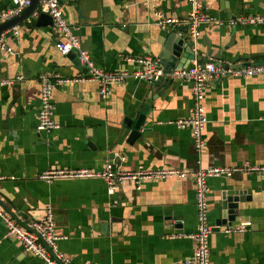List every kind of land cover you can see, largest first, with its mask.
I'll use <instances>...</instances> for the list:
<instances>
[{
    "label": "crops",
    "instance_id": "obj_1",
    "mask_svg": "<svg viewBox=\"0 0 264 264\" xmlns=\"http://www.w3.org/2000/svg\"><path fill=\"white\" fill-rule=\"evenodd\" d=\"M216 20L238 16L264 17V0H203ZM0 0V15L13 8ZM66 23L96 69L131 71L126 56L159 60L166 36L144 0H59ZM157 10L182 19L186 0H159ZM38 13L21 23L18 39L6 44L14 54L0 55V207L22 226L37 220L46 206L55 217L59 251L74 264H186L195 244V186L191 172L214 167L264 166V76L225 77L209 82L203 94L208 120L203 146L196 150L190 129L168 122L190 117L191 86L162 80L157 84L127 79L111 87L103 100L98 85L87 82L53 92V120L59 129L37 133L43 73L74 76L80 72L55 47L56 33ZM193 61L212 58L222 64L264 65V24L201 26ZM183 59L175 62L181 67ZM186 63V64H187ZM186 64L184 66H186ZM173 68L164 63L163 70ZM21 76L22 81L16 78ZM146 119L138 138H130L137 117ZM130 120V124H128ZM130 125V128L126 126ZM106 161L121 170L177 169L185 178L151 180L136 190L124 184L107 194L101 179L55 180L39 176L54 169L101 171ZM207 221L211 226V264H264V175L236 172L206 180ZM225 196L242 197L243 213L231 227L216 225ZM249 223L243 232L227 228ZM0 264H43L6 236L0 219Z\"/></svg>",
    "mask_w": 264,
    "mask_h": 264
},
{
    "label": "built area",
    "instance_id": "obj_2",
    "mask_svg": "<svg viewBox=\"0 0 264 264\" xmlns=\"http://www.w3.org/2000/svg\"><path fill=\"white\" fill-rule=\"evenodd\" d=\"M156 17L155 26L160 29L168 27L176 28L180 25L187 26V37L190 41H195L200 36V27L217 25L218 27L228 26H258L264 24V17L260 15L238 16L223 22L211 17L204 9L202 0H186L190 10L182 19L168 18L157 10L159 0H144ZM13 8L0 15V24L19 15L28 5L30 0H11ZM44 14L51 18L52 26L56 33V50L63 56L70 52H75L80 64L86 68L88 75L76 74L74 76H62L57 73H43L37 76L36 83L40 88L39 108L36 118L37 133H51L59 129V125L53 120V92L68 85H76L93 82L98 85V94L105 100L110 94L111 87L124 82L127 79L145 81L148 84H155L162 80L187 82L191 86L192 106L190 117L187 119H177L168 122L178 129H190L193 138V145L199 150L204 142L202 133L208 120L203 107V94L209 82L214 79L225 77H257L264 76V65L255 62L243 64L241 62L222 64L209 58L202 63L196 58L193 65L186 68L164 71L159 60H154L149 56H126L124 62L133 65L131 71H105L96 69L90 61L87 53L80 48L79 41L74 34L60 10L59 0H39L32 16ZM25 22L30 24V20ZM21 24L5 31L0 36V55L14 54L12 48L6 44V37L10 34L14 39H18L21 32ZM22 81L21 76L16 78ZM13 80L0 81V85H12ZM236 172L247 174L264 175V166H239V167H214L205 170L191 172L189 175L195 186V206H196V228L195 232L189 236L195 244L192 257L186 264H211L209 252V236L211 226L207 221L206 202V180L210 177H229ZM188 174L177 169H146L139 167L136 170L126 171L114 166L112 162L106 161L101 171L88 169H54L47 170L39 176L45 183L55 180H77V179H101L107 187V194L117 193L124 184H132L136 190H140L141 184L151 180H169L172 178H185ZM0 219L2 220L6 236L17 241L23 251L28 255L39 259L43 264H74L58 249L60 238L55 233V217L50 206H46L42 215L37 219L22 226L11 216L7 215L0 207ZM249 223L242 222L233 228H227L228 232H243L249 227Z\"/></svg>",
    "mask_w": 264,
    "mask_h": 264
},
{
    "label": "water",
    "instance_id": "obj_3",
    "mask_svg": "<svg viewBox=\"0 0 264 264\" xmlns=\"http://www.w3.org/2000/svg\"><path fill=\"white\" fill-rule=\"evenodd\" d=\"M39 0H30L29 5L16 17L3 22L0 24V36L5 31H8L9 29L13 28L16 25L21 24L23 21L31 17L32 13L35 11ZM203 2V0H202ZM38 20H42L49 22V24H52V20L49 16L41 14L39 16ZM187 26L183 25L178 27L176 30L179 32V34L186 35L188 30ZM198 51L195 50V46L193 41L187 40L186 38L177 36L176 32L169 33L164 41L163 48L161 55L159 58L161 59L160 65L161 68L164 67V63L168 67H172L174 70L175 68V62L180 61L183 59V63L181 68H186L188 66L187 61H189V57H195ZM67 58L72 60V63L77 67L78 71L80 72H88L86 68H83L80 64L79 58L75 52H70L67 55ZM187 63V64H186ZM186 64V66H184ZM157 84V83H155ZM154 85V84H153ZM146 116L145 114H140L137 117V120L135 124L132 126V132L130 135V138L132 140L139 137L142 127L144 126ZM130 124V120L128 122ZM127 128H130V125L126 126ZM242 197L239 196H225L222 199L221 202V212H220V218L216 220V225H223L231 227L232 223L236 221L238 217L241 216L243 213V210L240 208L239 204L242 203Z\"/></svg>",
    "mask_w": 264,
    "mask_h": 264
}]
</instances>
